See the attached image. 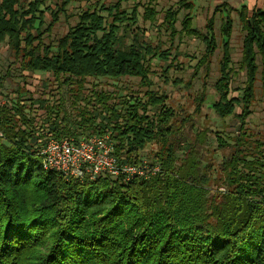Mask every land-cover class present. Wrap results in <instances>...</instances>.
Returning a JSON list of instances; mask_svg holds the SVG:
<instances>
[{"label": "trees", "instance_id": "16d2710c", "mask_svg": "<svg viewBox=\"0 0 264 264\" xmlns=\"http://www.w3.org/2000/svg\"><path fill=\"white\" fill-rule=\"evenodd\" d=\"M72 1L63 0L53 11L48 0H0V44L7 43L24 72L49 74L59 88L68 87L77 116L72 123L64 99L41 101V123L23 97L13 107L0 106L6 138L0 140V264H264V141L247 129L259 75L264 92V9L223 2L202 32L193 26L194 2L179 0L162 21L170 37H197L205 45L194 78L202 70L207 77L221 45L211 107L220 119L234 117L239 125L230 141L217 139L224 179L214 191L216 165L201 168L197 144L203 141H189L182 132L187 120L178 126L167 95L152 90V60L166 61L170 51H159L140 33L142 5L129 12V0L107 6L98 1L107 17L88 9L56 45H46L44 37ZM156 1L144 7L145 20L155 21ZM233 13L245 33L238 65L245 83L234 89ZM101 78H136L145 91L129 100L103 91L86 95V82ZM205 87L196 114L205 103ZM47 132L75 139L111 132L116 157L129 164H139L140 152L157 143L151 165H160L161 172L126 184L122 178L81 182L45 171L34 145ZM178 150L184 151L181 159Z\"/></svg>", "mask_w": 264, "mask_h": 264}, {"label": "rangeland", "instance_id": "374dc122", "mask_svg": "<svg viewBox=\"0 0 264 264\" xmlns=\"http://www.w3.org/2000/svg\"><path fill=\"white\" fill-rule=\"evenodd\" d=\"M34 1V0H28ZM63 0H48L47 4L53 11H57L61 7ZM101 0H73L66 11L60 15L59 22L56 23L52 34L45 36L46 45H56L57 41L64 37L71 27L78 23V17L82 12L88 9H95L99 13L107 17L106 12L100 11L97 2ZM116 0H102L106 6L115 2ZM179 0H157L151 4V7L157 12L155 21H147L143 18L144 7L149 6V0H129L125 8L131 12V9L136 4L140 3L138 13L140 14L139 27L140 33L149 41L153 47L158 48L159 51H170L169 59L166 61L154 58L152 60V73L150 80L153 83L152 90L167 95V105L176 112L177 125H181L182 120H187L182 130L184 136L189 137L188 140H198L202 142L197 144L201 155V168H205L208 164L216 165V180L212 182L211 189L216 190L217 186H221L224 175L218 166L220 164V156L217 151V139L220 137L223 140H229L236 137L238 130V121L234 117L227 119H220L211 107V104L216 99V92L214 84L218 79V63L221 59V45L216 51L210 72L205 77L206 73L202 70L194 78L196 65L204 53L205 45L197 37L182 38L170 37L169 33L165 31L162 25L164 14L170 8L177 9ZM195 8L192 12L193 26L200 31H204L206 21L211 16L215 7L221 3H228L229 6L239 9L243 5L251 8L257 7L264 9V0H192ZM43 6L41 9L43 10ZM183 10L179 15V21H182L186 15ZM50 13L46 14V23L52 21ZM234 19V31L231 39V58L232 68L234 71V78L232 88H242L245 83V72L239 70V62L242 57L243 41L245 33L242 31L238 22L236 13L232 14ZM216 20V34L219 37V29L221 26V19L218 15ZM178 31L181 30L180 23L176 25ZM174 61V62H173ZM173 62L170 70H167L169 65ZM85 85V94L90 95L92 90L106 94H111L113 97L119 99L129 100L132 93L139 91L142 97L144 88L139 86V79L136 78H121L118 80L101 78L98 80H88ZM190 83L189 87L187 84ZM205 87V103L201 107L199 114L195 113V107L198 99L201 98L203 87ZM77 89L76 86H73ZM68 87L59 88L56 80L46 73H27L24 72L12 54L11 49L7 43L0 44V106L8 105L13 107L19 97H23L27 108L33 109V115L40 120L44 117V110L39 108L41 101L56 102L64 99L66 108L71 114L72 123L76 119V113L71 106L73 98ZM240 93H233L232 96H238ZM32 101H27L28 99ZM117 101V100H115ZM114 102V101H113ZM31 103H34L32 105ZM81 103L80 106H83ZM28 112V110H27ZM182 127V126H181ZM247 129L254 139H261L264 141V92L262 90V83L260 75L258 76V83L256 85V99L252 106V115L247 120ZM75 130V128H74ZM83 137H87L86 135ZM257 137V138H256ZM160 149L157 143L151 144L144 151L140 152L141 161H146L149 165L152 164L151 159L155 153ZM183 150L177 151V158H183Z\"/></svg>", "mask_w": 264, "mask_h": 264}, {"label": "built area", "instance_id": "2783aa9c", "mask_svg": "<svg viewBox=\"0 0 264 264\" xmlns=\"http://www.w3.org/2000/svg\"><path fill=\"white\" fill-rule=\"evenodd\" d=\"M44 134V133H43ZM0 140L6 138L0 132ZM112 133L93 134L79 139L45 133L34 145L45 171L61 173L78 181H95L99 177L122 178L129 183L136 178L148 179L161 172L160 165L121 163L115 155Z\"/></svg>", "mask_w": 264, "mask_h": 264}]
</instances>
